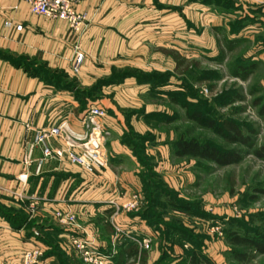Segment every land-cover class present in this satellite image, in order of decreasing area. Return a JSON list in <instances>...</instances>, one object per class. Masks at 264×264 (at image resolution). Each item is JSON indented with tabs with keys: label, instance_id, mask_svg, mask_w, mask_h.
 <instances>
[{
	"label": "crops",
	"instance_id": "1",
	"mask_svg": "<svg viewBox=\"0 0 264 264\" xmlns=\"http://www.w3.org/2000/svg\"><path fill=\"white\" fill-rule=\"evenodd\" d=\"M175 1L82 0L76 10L85 20L74 33L66 21L33 15L23 0H0V207L6 209L0 211V264H19L25 250L48 249L30 235L31 222L55 240L87 238L105 254L116 253L126 240L140 254V242L152 240L151 227L122 208L141 185L134 167L124 166L135 158L121 137L126 126L137 131L146 115L163 111L143 107L136 86H102L98 99L78 93L110 79L115 68H142L148 46L173 48ZM76 48L84 54L78 74L71 71ZM160 58L168 65V55ZM171 65L173 70V60ZM93 107L105 112L98 119L108 130L99 146L105 161L80 167L65 156L43 159L42 147L34 143L36 133L60 129L62 137L49 140L53 150L64 151V139L84 143V116ZM126 108L135 111L121 116ZM140 109L143 113L136 112ZM57 212L75 215L77 227L59 224ZM20 213L24 222L15 227ZM144 255V264H152L154 258ZM138 259L129 263L139 264Z\"/></svg>",
	"mask_w": 264,
	"mask_h": 264
},
{
	"label": "rangeland",
	"instance_id": "2",
	"mask_svg": "<svg viewBox=\"0 0 264 264\" xmlns=\"http://www.w3.org/2000/svg\"><path fill=\"white\" fill-rule=\"evenodd\" d=\"M175 2L173 48L148 46L142 68L126 66L111 73L114 82L110 85L138 87L143 107L173 118L171 123L146 118L137 131L126 126L121 137L131 143L133 148L128 147L135 158L134 163L126 159L124 166L134 167L138 179L141 176L153 186L148 189L147 185V194L152 190L157 200V226L151 228L154 236L149 248L141 251L147 258H154L152 264H186L195 249L206 255L210 264H264V254L238 263L234 251L247 255L252 251L227 242L232 234L264 236V195L255 192L264 185V161L256 159L247 148L228 145L188 120L183 108L187 103L191 110L200 109L218 122L232 120L244 133L255 132L254 148L264 144V118L255 106L256 100L264 99V0ZM167 55L168 65L160 58ZM253 63L256 68L245 80L234 76L238 66ZM107 82H95V99L103 97L98 90ZM132 111L122 109L120 115ZM136 112L143 113V109ZM181 139L207 142L221 150L240 148L245 154L239 163L227 166L178 158L172 143ZM137 194L142 200L139 211L145 199L141 190ZM53 236L50 240L63 245L64 255L52 250L55 260L51 258V264H86L73 251L70 238L54 240Z\"/></svg>",
	"mask_w": 264,
	"mask_h": 264
},
{
	"label": "trees",
	"instance_id": "3",
	"mask_svg": "<svg viewBox=\"0 0 264 264\" xmlns=\"http://www.w3.org/2000/svg\"><path fill=\"white\" fill-rule=\"evenodd\" d=\"M230 48V47H229ZM256 66L255 64L249 65H241L238 66L234 71V76L236 78L245 80L254 70ZM112 77V76H111ZM116 77V76H114ZM110 85L111 82H114L113 77L112 79H108ZM97 89L96 86L92 87V89L88 91H81L79 92V96L89 98H95V94ZM168 95V94H167ZM184 104V103H183ZM255 106H258V115L264 118V99H258L255 101ZM183 108L186 110V118L192 122H195L198 126L202 128H206L213 132L215 135L220 137L223 142L228 145H237L239 147H245L251 151V154L259 160L264 161V144L260 145L259 147H253V137L255 132L250 131L249 133H244L237 123L232 120L224 119L221 122H218L210 117H208L203 111L200 109H190V106L186 103L183 105ZM159 118L162 119L164 122L171 123L173 121L172 117H169L165 112H158L154 114L146 115V118ZM122 142L129 147L131 143L126 139L124 136L122 138ZM174 147L173 154L178 158L189 157V158H197L201 160H205L208 162H212L218 166H227L231 164L239 163L245 154V152L238 148L235 150H221L207 142H199L195 140H176L172 143ZM133 148V147H132ZM133 151L135 149H132ZM136 156V155H135ZM137 157V156H136ZM141 183V193L144 196L145 203L144 206L137 212H132L134 216H138L141 220H143L148 227L155 228L157 226L156 215L158 214L155 212V207L157 205V200L155 195L153 194L152 190L149 194H147L148 189H153V186L149 183L146 184V181L139 177ZM146 184V185H145ZM148 185V189L146 188ZM156 189V188H154ZM257 194L264 195V185L260 186L255 191ZM0 211H6L0 207ZM112 213V209L108 211ZM8 218V217H7ZM25 217L20 213L18 216L14 218V226L20 227L22 222H24ZM30 235L32 237H36L46 246L48 249L44 251L43 259L49 261L51 258L55 260V255L52 250H56L55 254H58L57 251L61 255H64L61 250H63L59 245L53 243L50 240V236L53 233L44 232L40 229L38 225L31 222L29 224ZM40 229V230H39ZM54 238V237H53ZM50 240V242L48 241ZM55 240V238H54ZM227 242L229 245L232 246H241L245 247L246 249L251 250L250 254H246L239 251L233 252L234 260L238 263L249 262L254 259L257 255L264 254V236L261 238L257 237H249L246 235H229L227 237ZM61 248V249H60ZM139 258V259H138ZM138 259L139 264H144L145 255L144 253H138L137 246L131 240H126L122 242L120 246L117 247V251L113 258H111L108 264H130L129 260L135 261ZM51 264V261H49ZM58 264H61L58 261ZM186 264H210V261L206 255H203L200 251L192 250L188 255L187 263Z\"/></svg>",
	"mask_w": 264,
	"mask_h": 264
},
{
	"label": "built area",
	"instance_id": "4",
	"mask_svg": "<svg viewBox=\"0 0 264 264\" xmlns=\"http://www.w3.org/2000/svg\"><path fill=\"white\" fill-rule=\"evenodd\" d=\"M29 7L33 15L45 17L52 20L66 21L70 29L77 33L85 20V15L77 12L76 7L82 0H23ZM17 31L21 30V26L16 27ZM84 61V54L78 48L75 49L73 58L71 60V71L78 74ZM105 112L97 107L90 108L84 116V125L88 131V139L86 142L79 145H73L67 139L65 140L66 149L53 150L49 146L51 138H61L62 133L57 127H48L38 131L35 135L34 143L42 147L43 159L50 157L62 158L66 157L69 163L80 167H92L97 163L105 161V157L99 150L101 139L108 133L105 132L99 118L103 117ZM80 149V152H75L74 149ZM142 204L140 195L134 193L130 196L128 201L124 203L122 208L128 212L137 211ZM55 217L59 224L68 228L77 227L76 217L73 214H64L57 212ZM116 233L120 231L115 228ZM117 237V235H116ZM150 239H143L139 246L141 249L149 248ZM71 247L73 251L86 264H108L109 260L113 258L115 252L105 254L100 251L95 243L87 238L72 237ZM43 250L40 248H32L25 250L21 256L22 264H50L49 261L43 259Z\"/></svg>",
	"mask_w": 264,
	"mask_h": 264
}]
</instances>
